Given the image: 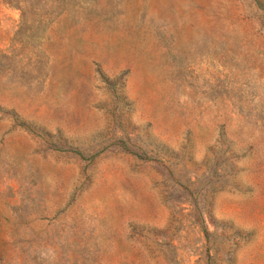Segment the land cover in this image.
Returning a JSON list of instances; mask_svg holds the SVG:
<instances>
[{"label":"rangeland","instance_id":"374dc122","mask_svg":"<svg viewBox=\"0 0 264 264\" xmlns=\"http://www.w3.org/2000/svg\"><path fill=\"white\" fill-rule=\"evenodd\" d=\"M0 264H264V0H0Z\"/></svg>","mask_w":264,"mask_h":264}]
</instances>
